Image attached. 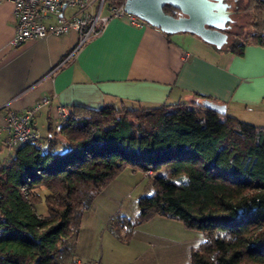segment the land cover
<instances>
[{
    "label": "trees",
    "instance_id": "16d2710c",
    "mask_svg": "<svg viewBox=\"0 0 264 264\" xmlns=\"http://www.w3.org/2000/svg\"><path fill=\"white\" fill-rule=\"evenodd\" d=\"M234 12L248 19L227 30L228 50L264 46V0H235ZM45 140L15 147L0 168V264H77L84 211L128 166L152 172V192L119 226L165 216L204 233L191 264H264V126L187 102L74 106Z\"/></svg>",
    "mask_w": 264,
    "mask_h": 264
},
{
    "label": "crops",
    "instance_id": "0c3cea01",
    "mask_svg": "<svg viewBox=\"0 0 264 264\" xmlns=\"http://www.w3.org/2000/svg\"><path fill=\"white\" fill-rule=\"evenodd\" d=\"M93 1L96 10L100 0ZM228 2L234 11L235 0ZM110 10L105 3L102 14ZM74 11L66 7L64 14L70 16ZM232 17L229 28L242 20L235 12ZM16 24L14 4L0 0V168L14 150L6 146L7 132L2 129L7 109L23 112L43 99L50 102L35 117L42 142L50 123L56 127L61 122L60 107L70 111L74 106L112 105L122 109L179 102L197 105L199 98H209L226 104V114L264 126L263 45L250 43L243 53H235L226 45L218 48L191 32L169 34L147 22L135 24L126 15L111 18L100 34L77 51L80 34L75 30L13 46ZM261 29L264 32V12ZM39 120L44 122L45 131ZM95 200L84 211L80 232L72 245L74 259L98 260L102 264H151L147 256L140 262V250H147L145 243L136 240L135 234L125 241L123 226L116 225L120 219L112 212L97 209ZM88 227L100 233L104 230L102 247L91 239L89 243L82 242ZM133 240L127 256L126 249L114 247V243L129 247Z\"/></svg>",
    "mask_w": 264,
    "mask_h": 264
},
{
    "label": "built area",
    "instance_id": "2783aa9c",
    "mask_svg": "<svg viewBox=\"0 0 264 264\" xmlns=\"http://www.w3.org/2000/svg\"><path fill=\"white\" fill-rule=\"evenodd\" d=\"M14 4L16 17V32L11 41L13 46H18L29 40H38L48 35H64L72 30L80 34V42L74 51H77L87 40L97 36L113 17L128 16L129 19L138 25L145 22L134 14L125 11V0L117 6L110 7V13L102 14L105 0L94 10L93 0H8ZM66 7L74 8L70 15L64 14ZM73 54V53H72ZM71 54V55H72ZM50 102L49 99L34 104L23 112L7 109L5 122L2 129L7 132L6 146L14 149L17 146L28 142L41 144V134L35 128V117L43 105ZM70 111L66 107H60L58 116L61 120L69 116ZM44 169L37 171L41 176ZM149 173V172H148ZM152 174V173H151ZM32 178L28 177L22 190L27 192ZM3 216L0 213V221ZM77 264H102L98 260H76Z\"/></svg>",
    "mask_w": 264,
    "mask_h": 264
},
{
    "label": "rangeland",
    "instance_id": "374dc122",
    "mask_svg": "<svg viewBox=\"0 0 264 264\" xmlns=\"http://www.w3.org/2000/svg\"><path fill=\"white\" fill-rule=\"evenodd\" d=\"M241 17L242 20L238 23L247 25V16L241 13ZM39 122V125L43 127L45 131L46 127L44 122L41 120H39ZM46 134H48V131ZM40 142H42V140ZM151 173V171L143 172L141 169H135L131 166L126 167L104 188L101 194L97 196L95 200L97 209L107 214L112 212L117 219L124 215L135 218L139 212V197L151 194L152 192ZM42 197L43 200L38 203L37 208L40 213L46 214L47 206L44 196ZM118 223L119 222H117L116 225ZM123 229L124 237L127 239L125 241H129L135 234L136 240L145 243L147 250H145V248L140 250V262L145 261V256H147L148 260H151V264H191L193 249L198 247L205 238L202 231L188 228L182 221L165 216H155L137 225L132 230H127L125 226H123ZM103 232L104 230L101 233ZM101 233L88 227L81 236L82 242L89 243L91 239L97 242L99 247H102ZM134 242L135 240L130 243L129 247L128 244L121 245L119 243H114V247L126 249L125 254L127 256ZM141 245L143 247V243ZM112 247L113 245H111L110 250H112ZM105 248L103 247V249L106 250L105 254L108 256L107 246H105ZM146 251L148 255H145ZM150 256L153 257V260L149 259ZM133 263L134 262H131V264Z\"/></svg>",
    "mask_w": 264,
    "mask_h": 264
},
{
    "label": "water",
    "instance_id": "95a60500",
    "mask_svg": "<svg viewBox=\"0 0 264 264\" xmlns=\"http://www.w3.org/2000/svg\"><path fill=\"white\" fill-rule=\"evenodd\" d=\"M124 6L127 13L165 33L191 32L218 48L228 43L227 30L234 20L228 0H125ZM196 102L221 115L227 112L226 104L209 98H199Z\"/></svg>",
    "mask_w": 264,
    "mask_h": 264
},
{
    "label": "flooded vegetation",
    "instance_id": "af4514ba",
    "mask_svg": "<svg viewBox=\"0 0 264 264\" xmlns=\"http://www.w3.org/2000/svg\"><path fill=\"white\" fill-rule=\"evenodd\" d=\"M230 28H228V30H229Z\"/></svg>",
    "mask_w": 264,
    "mask_h": 264
}]
</instances>
